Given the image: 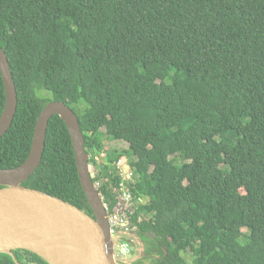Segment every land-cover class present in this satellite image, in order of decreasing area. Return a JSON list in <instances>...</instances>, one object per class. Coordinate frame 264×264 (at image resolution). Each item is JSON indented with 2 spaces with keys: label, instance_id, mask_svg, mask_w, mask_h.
<instances>
[{
  "label": "trees",
  "instance_id": "obj_1",
  "mask_svg": "<svg viewBox=\"0 0 264 264\" xmlns=\"http://www.w3.org/2000/svg\"><path fill=\"white\" fill-rule=\"evenodd\" d=\"M0 45L18 92L0 168L26 161L39 114L62 101L91 172L108 153L93 181L109 210L112 163L128 156L139 174L130 264H264V0H0ZM5 100L0 69V116ZM23 184L93 215L58 114ZM0 264L48 263L16 249Z\"/></svg>",
  "mask_w": 264,
  "mask_h": 264
},
{
  "label": "water",
  "instance_id": "obj_2",
  "mask_svg": "<svg viewBox=\"0 0 264 264\" xmlns=\"http://www.w3.org/2000/svg\"><path fill=\"white\" fill-rule=\"evenodd\" d=\"M0 69L6 100L0 116V139L11 127L18 92L6 51L0 45ZM58 114L69 129L77 169L93 215L23 183L39 167L50 119ZM0 252L31 251L48 264H117L107 212L90 171L89 153L78 115L64 102L52 101L39 114L31 152L21 165L0 168Z\"/></svg>",
  "mask_w": 264,
  "mask_h": 264
},
{
  "label": "built area",
  "instance_id": "obj_3",
  "mask_svg": "<svg viewBox=\"0 0 264 264\" xmlns=\"http://www.w3.org/2000/svg\"><path fill=\"white\" fill-rule=\"evenodd\" d=\"M107 156L108 153L105 151L98 154L95 153L92 156L96 161L91 164L93 176L100 171L98 165L107 164ZM112 166L113 169L110 170V173L115 171L119 175L118 184L113 189L118 195L115 204L110 210L105 203L104 207L107 212L110 235L113 241L114 257L115 259H122L131 253L130 242L125 238L129 232L132 233L134 230L130 215L138 206L146 204L147 199L132 191L137 180H139V174L131 166V161L128 157L124 156L114 161ZM103 182L104 180L102 179L95 182L99 190L103 187Z\"/></svg>",
  "mask_w": 264,
  "mask_h": 264
},
{
  "label": "rangeland",
  "instance_id": "obj_4",
  "mask_svg": "<svg viewBox=\"0 0 264 264\" xmlns=\"http://www.w3.org/2000/svg\"><path fill=\"white\" fill-rule=\"evenodd\" d=\"M106 143V146H108V148L111 150L112 148H119V149H124L128 147V143L124 140H108ZM127 240H129V242L131 241L134 244V250L136 253V256L140 253H143L142 249H143V245L142 243L139 241L140 240V236H138V234L136 233L135 229L131 232L128 233V235L125 237ZM131 256H132V252H131ZM184 258L190 263L191 258L190 255H183ZM126 256L122 259H116L117 264H130L132 262V259L129 260L130 258L127 259ZM133 257V256H132ZM146 264H151V263H146Z\"/></svg>",
  "mask_w": 264,
  "mask_h": 264
},
{
  "label": "clouds",
  "instance_id": "obj_5",
  "mask_svg": "<svg viewBox=\"0 0 264 264\" xmlns=\"http://www.w3.org/2000/svg\"><path fill=\"white\" fill-rule=\"evenodd\" d=\"M128 157V156H127ZM129 158V157H128ZM130 159V158H129ZM99 191V193H100V190H98ZM101 194V193H100Z\"/></svg>",
  "mask_w": 264,
  "mask_h": 264
}]
</instances>
